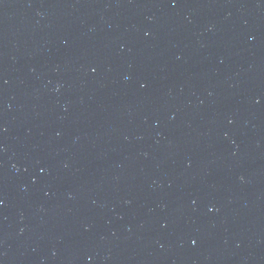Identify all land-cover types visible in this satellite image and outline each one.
<instances>
[{
  "label": "water",
  "instance_id": "1",
  "mask_svg": "<svg viewBox=\"0 0 264 264\" xmlns=\"http://www.w3.org/2000/svg\"><path fill=\"white\" fill-rule=\"evenodd\" d=\"M0 264H264V0H0Z\"/></svg>",
  "mask_w": 264,
  "mask_h": 264
}]
</instances>
